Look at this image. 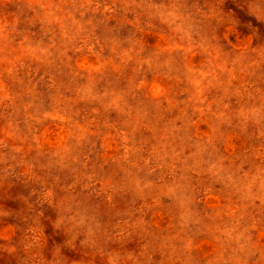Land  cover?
Returning a JSON list of instances; mask_svg holds the SVG:
<instances>
[{
  "label": "rangeland",
  "instance_id": "1",
  "mask_svg": "<svg viewBox=\"0 0 264 264\" xmlns=\"http://www.w3.org/2000/svg\"><path fill=\"white\" fill-rule=\"evenodd\" d=\"M249 23L220 0H0V264H264Z\"/></svg>",
  "mask_w": 264,
  "mask_h": 264
},
{
  "label": "clouds",
  "instance_id": "2",
  "mask_svg": "<svg viewBox=\"0 0 264 264\" xmlns=\"http://www.w3.org/2000/svg\"><path fill=\"white\" fill-rule=\"evenodd\" d=\"M224 4L229 17H239L243 20L249 21L248 32L254 38L264 37V0H220ZM231 6V7H229ZM155 7V6H153ZM166 11L163 7L157 9L159 14ZM197 11H199L197 9ZM214 13H200L204 19V27L208 31V35L203 39H198V43L207 44L208 47L212 46L213 38L210 35L212 27V16ZM176 193L178 196H183L181 189L177 188ZM158 195H168L164 189L158 190ZM62 215L66 223H79V220L74 222L72 215L68 211H63ZM183 223V221H182ZM101 255H105L104 249H100Z\"/></svg>",
  "mask_w": 264,
  "mask_h": 264
}]
</instances>
